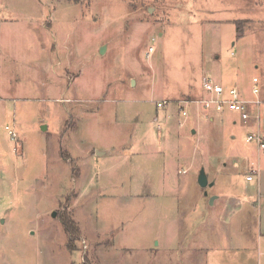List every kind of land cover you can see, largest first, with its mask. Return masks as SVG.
Returning <instances> with one entry per match:
<instances>
[{
	"label": "rangeland",
	"instance_id": "rangeland-1",
	"mask_svg": "<svg viewBox=\"0 0 264 264\" xmlns=\"http://www.w3.org/2000/svg\"><path fill=\"white\" fill-rule=\"evenodd\" d=\"M253 76L258 129L194 103ZM256 131L264 0H0V264H264Z\"/></svg>",
	"mask_w": 264,
	"mask_h": 264
},
{
	"label": "built area",
	"instance_id": "built-area-1",
	"mask_svg": "<svg viewBox=\"0 0 264 264\" xmlns=\"http://www.w3.org/2000/svg\"><path fill=\"white\" fill-rule=\"evenodd\" d=\"M153 51V48H148L147 55ZM259 79L253 77L251 79V89L250 94L252 100L244 99L236 87L225 88L222 85L214 82L208 77L202 78L201 89L202 96L198 101H195L199 105L202 112L208 114H219L225 111H229L238 115L242 123H246L250 117V107L256 109L255 115L253 116L255 122L259 120V112L257 111L261 105L260 98V87ZM167 106V102L160 101L155 104L156 110H163ZM179 115L181 117H186L187 114L183 110H179ZM246 143H254L258 151L264 155V137L258 132L250 133L246 136ZM254 169L250 170V173L246 176V181H252L256 175Z\"/></svg>",
	"mask_w": 264,
	"mask_h": 264
},
{
	"label": "crops",
	"instance_id": "crops-1",
	"mask_svg": "<svg viewBox=\"0 0 264 264\" xmlns=\"http://www.w3.org/2000/svg\"><path fill=\"white\" fill-rule=\"evenodd\" d=\"M234 1H236V0H234ZM224 5L227 6V7H225L227 12H229L230 8L236 7L235 3L233 5L225 3ZM229 22H231V23H233L235 25L239 21L231 20ZM258 79L260 80L259 87H260V90L262 91V89H261L262 88V84H261L262 81H261L260 78H258ZM238 90H239V92L242 95L243 94V89L239 88ZM242 97L244 98L243 95H242ZM255 112H256V109L250 107V114L255 115ZM215 115L216 114H210V116H211L210 120L212 122L215 121V119H214ZM248 122H251V123L250 124H246ZM259 122H260L259 120H258V122L257 121L255 122V119L253 117L252 119H249L246 123H243V125H248V126H254L255 125L257 127V129H258L259 128ZM235 123L236 122L233 121V124H235ZM230 139L233 140L234 137L231 136ZM235 156L237 158H239V159H243V160L245 159V156L243 154H241V153H236V155H233V157H235ZM249 171H250L249 169L246 171V175L249 174ZM246 175L244 177L245 184L241 188L242 191H243V189L244 190L246 189L248 191V192L244 191V194H245L244 200H246V201H242L243 203L237 202L236 203L237 206L235 205L236 206L235 208L237 210H236V212H234L232 214L240 215V217H242V221H243L244 218H247V216L250 215L251 213H253V212L256 213L257 212V213H259V217H260L259 223H260L261 229H262V226H263V230H264V186L261 185L260 182L258 181V178H257L258 176L256 177L257 178V184L254 187L250 186V183H252L254 181V178L252 179V181H246V179H245ZM216 199H218V197H212L211 200L213 202ZM243 248H245V247H243Z\"/></svg>",
	"mask_w": 264,
	"mask_h": 264
},
{
	"label": "water",
	"instance_id": "water-1",
	"mask_svg": "<svg viewBox=\"0 0 264 264\" xmlns=\"http://www.w3.org/2000/svg\"><path fill=\"white\" fill-rule=\"evenodd\" d=\"M103 49L104 48L101 47V49H100V52L101 53H102ZM197 183H198V185H199V187L201 189H204L208 185L207 177L205 175V172H204V169L203 168H201L199 170V173H198V176H197ZM210 186H212V184H210ZM211 202H212V200H210V203ZM52 216H54V214H52Z\"/></svg>",
	"mask_w": 264,
	"mask_h": 264
},
{
	"label": "trees",
	"instance_id": "trees-1",
	"mask_svg": "<svg viewBox=\"0 0 264 264\" xmlns=\"http://www.w3.org/2000/svg\"><path fill=\"white\" fill-rule=\"evenodd\" d=\"M235 28H236V31H237V33H240L241 32V28H240V26H239V23H236L235 24ZM242 33V32H241ZM66 220V219H65ZM64 226H65V228H66V231L68 232V233H70V232H76L77 233V229L72 225V223L71 222H69L68 220H66V221H64ZM71 241V240H70ZM69 241V242H70Z\"/></svg>",
	"mask_w": 264,
	"mask_h": 264
}]
</instances>
